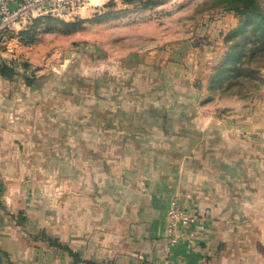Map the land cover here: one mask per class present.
<instances>
[{
	"label": "crops",
	"instance_id": "0c3cea01",
	"mask_svg": "<svg viewBox=\"0 0 264 264\" xmlns=\"http://www.w3.org/2000/svg\"><path fill=\"white\" fill-rule=\"evenodd\" d=\"M110 2L125 0H85L75 17ZM34 48L0 44V264H77L69 249L96 264H264V117L229 144L173 132L169 114L162 125L90 127L85 112L86 126L75 127L73 102L53 96L43 109L41 87L27 84ZM60 132L69 142L58 144ZM90 132L113 138L74 141ZM57 179L64 191L43 189ZM176 197L206 220L167 258L160 248Z\"/></svg>",
	"mask_w": 264,
	"mask_h": 264
},
{
	"label": "rangeland",
	"instance_id": "374dc122",
	"mask_svg": "<svg viewBox=\"0 0 264 264\" xmlns=\"http://www.w3.org/2000/svg\"><path fill=\"white\" fill-rule=\"evenodd\" d=\"M242 3L153 0L142 6L114 2L90 18L33 19L0 38V44L16 39L22 46L39 49L36 54L39 66L29 70L25 77L41 87L43 109L53 102V96L73 102L75 119H79L75 127L86 126L81 123L85 112L89 117L84 120L90 127L133 126L141 121L162 125L163 116L169 114L168 128L181 131L191 140L206 137L216 144L235 143L242 139V128L258 124L264 117L263 45L257 44L259 49L253 56L251 51L247 52L251 59L244 57L246 63L240 71L229 76L225 72L217 75L220 67L227 68L234 62L235 56H230L232 45L240 42L241 52L246 53L250 43L244 41L253 38L249 32L251 25L242 27L248 19ZM258 3L261 15L264 0ZM261 32L258 41L263 44L264 31ZM99 98L104 101V107H99L104 112L98 118ZM135 111L139 117L133 118ZM58 125L64 127L63 120L59 119ZM205 127L207 133L202 131ZM92 134L95 133L74 135V141L82 142V137L96 141L101 136L110 142L113 138L108 132ZM65 135L58 133L59 145L62 139L69 142ZM162 143L167 145L165 141L158 145ZM42 176L49 180L46 172ZM41 184L43 189L52 186L58 191L66 187V182L58 179ZM173 207L182 217L178 220L179 227L171 231ZM191 217L198 219V223L187 222L191 228L204 229L206 217L199 207H186L177 197L171 201L168 227L160 248L167 258L184 240L193 239L194 236L187 238L183 230L186 218ZM58 247L69 248L65 244Z\"/></svg>",
	"mask_w": 264,
	"mask_h": 264
},
{
	"label": "built area",
	"instance_id": "2783aa9c",
	"mask_svg": "<svg viewBox=\"0 0 264 264\" xmlns=\"http://www.w3.org/2000/svg\"><path fill=\"white\" fill-rule=\"evenodd\" d=\"M84 2L85 0H0V38L15 27L36 18L53 16L67 20L75 17L84 6ZM170 214L172 217L171 231H173L179 227L178 220L182 217V213L173 207ZM187 222L198 223V219L195 217L186 218L183 226L187 238L193 237L191 231L196 229L191 228L192 226Z\"/></svg>",
	"mask_w": 264,
	"mask_h": 264
},
{
	"label": "trees",
	"instance_id": "16d2710c",
	"mask_svg": "<svg viewBox=\"0 0 264 264\" xmlns=\"http://www.w3.org/2000/svg\"><path fill=\"white\" fill-rule=\"evenodd\" d=\"M234 1H237L239 3L243 2L242 4H245L244 6H246V7H245L244 10L247 13L248 19L244 22L242 27H245L247 24H250L251 28H250L249 32L253 34V38L249 39L250 41H248V40L244 41V42H246L248 44L250 43V45L247 48L246 53H245V51L241 52V49H240V45L241 44H240V42H237L234 45H232L230 56H235L234 62L232 64H230L227 68H223V66L220 67L221 71H219L217 73L218 76H221L222 72H225L226 75L229 76V74H231L234 71L235 72L238 71V70L240 71L241 69H243V65H245V63H246L245 60H243L244 57H245L246 60L247 59L248 60L251 59L250 56L247 54V52L251 51V56H253L254 54H256L257 50L259 49L258 47H256L257 44H260V45L264 46V42L262 44V43H260L258 41L259 36L262 33L261 30L264 31V12L261 15H259V13L261 11L257 7V5L259 4L258 0H234ZM125 2L126 3H130V4L133 3V4L142 5V6H148V5H150V3L153 2V0H125ZM113 4H114V2H110L107 5V7H109V6L113 5ZM263 35H264V33H263ZM224 78H226V77H224ZM219 81H221V80L219 79ZM26 82H27V84L29 86H32L33 83H34V80H32L30 78H26ZM231 85H229V86H231ZM69 252L75 258V261L77 262V264L78 263L96 264V263L91 262V261H83L78 253H75V252H73L70 249H69Z\"/></svg>",
	"mask_w": 264,
	"mask_h": 264
}]
</instances>
